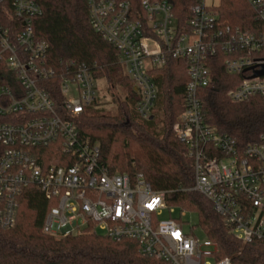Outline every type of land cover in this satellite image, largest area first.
<instances>
[{"label":"built area","instance_id":"obj_1","mask_svg":"<svg viewBox=\"0 0 264 264\" xmlns=\"http://www.w3.org/2000/svg\"><path fill=\"white\" fill-rule=\"evenodd\" d=\"M90 26L110 43L138 97L135 111L151 118L159 98L157 70L169 59L186 62L184 106L173 124L193 160V185L212 203L224 224L243 243L264 241V135L240 148L204 119L199 90L210 83V56L221 55L230 75L231 101L264 96V0H247L262 29H241L220 20L215 5L198 0L184 26L171 4L140 0H85ZM41 10L34 0H0V63L16 74L17 97L0 86V227L16 221L18 198L37 187L52 203L42 232L60 238L97 231L115 242L131 239L140 251L167 264H231L216 259L217 244L185 231L180 218L157 220L168 209L165 192L151 188L142 173H109L98 162L99 148L80 140L74 116L100 95L95 67L68 61L55 67L48 44L38 40L32 21ZM12 25L4 23L11 22ZM58 80L61 101L50 95Z\"/></svg>","mask_w":264,"mask_h":264},{"label":"trees","instance_id":"obj_2","mask_svg":"<svg viewBox=\"0 0 264 264\" xmlns=\"http://www.w3.org/2000/svg\"><path fill=\"white\" fill-rule=\"evenodd\" d=\"M41 13L32 21L38 40L48 44L47 58L55 67L64 62H84L95 67V76L106 84L114 110L104 106V95L74 116L80 140L96 144L98 162L111 174L133 177L142 173L151 188L165 192L169 207L195 212L198 227L206 238L217 244L216 259L229 258L231 264H264V241L243 243L224 224L212 203L193 185V160L174 134L173 124L184 106L188 81L186 62L169 59L157 70L159 98L151 118L135 111L138 97L132 81L116 57L113 46L89 24L85 0H34ZM123 1V0H117ZM140 9V0H126ZM173 7L177 23L184 26L191 7L198 0H164ZM221 21L241 29H262L255 9L247 0H221L215 7ZM14 20L6 22L12 25ZM210 83L199 90L202 113L217 133L232 137L240 148L264 135V96L231 101L226 96L241 75H230L223 67L224 57L210 56ZM50 89L51 97L61 101L58 80ZM0 86L22 95V88L8 66L0 63ZM121 93V96L118 95ZM7 118H0V122ZM3 147L0 145V153ZM49 203L34 186L25 187L18 198L16 221L0 227V264H167L143 254L136 241L115 242L97 231H84L60 238L42 232Z\"/></svg>","mask_w":264,"mask_h":264},{"label":"rangeland","instance_id":"obj_3","mask_svg":"<svg viewBox=\"0 0 264 264\" xmlns=\"http://www.w3.org/2000/svg\"><path fill=\"white\" fill-rule=\"evenodd\" d=\"M206 4L208 5H215L221 3V0H205ZM214 11L217 13V8H214ZM218 14V13H217ZM96 82L99 86H101L100 94L104 95V101H106L105 108L107 110H114V105L110 101L111 97L108 93H106L105 89L106 84L102 78H100ZM118 95L121 96V93L118 92ZM122 97V96H121ZM156 110L153 111L155 113ZM169 210H172L171 213H169L168 209H162L160 211H157L156 214V219L157 220H164L169 217H174V218H180V221L182 222L183 229L185 231H192L200 240H204L206 237L203 234L202 230L198 227V215L195 212L192 211H185V210H180L177 207H169ZM100 233V232H99ZM102 234V233H100Z\"/></svg>","mask_w":264,"mask_h":264},{"label":"water","instance_id":"obj_4","mask_svg":"<svg viewBox=\"0 0 264 264\" xmlns=\"http://www.w3.org/2000/svg\"><path fill=\"white\" fill-rule=\"evenodd\" d=\"M263 73H264V70H262V71H256L253 76H256L258 74H263Z\"/></svg>","mask_w":264,"mask_h":264}]
</instances>
